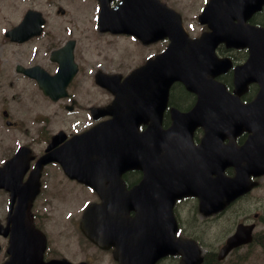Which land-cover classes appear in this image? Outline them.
I'll return each mask as SVG.
<instances>
[{"label":"water","instance_id":"obj_1","mask_svg":"<svg viewBox=\"0 0 264 264\" xmlns=\"http://www.w3.org/2000/svg\"><path fill=\"white\" fill-rule=\"evenodd\" d=\"M235 1L238 2L236 4L237 18L243 13L248 15L247 13L259 9L264 3V0ZM243 1L244 3H242ZM243 19L241 18V20ZM43 23L44 20L41 13L29 11L23 22L11 31L9 35L14 39H29L41 33ZM154 25L157 26V32L161 33V35L165 33L166 29L172 34V81L177 79L182 80L190 90L200 94V103L194 111L196 119L200 120L203 117L204 114L200 110L204 108L206 101H209L210 104L220 101L219 108L221 114L217 117L215 123L220 126L221 135L227 133L235 134L244 128L252 131L246 144L238 149L234 155L230 153L224 154L225 150L221 148L222 156L219 160L220 164L218 166L214 165V171L222 174L220 183L218 179L213 183H219L218 192L208 190L207 194L203 196L204 192L200 193L201 190L195 191L201 199L200 210L205 214H210L223 209L227 203L249 191L254 185L250 182L251 174L260 175L263 173L259 170V167H264V90L253 103L243 104L237 97L226 93L223 87L219 86L220 91L218 88H213V83L208 79V75H212L218 71L206 67L199 68L201 66L198 59L199 40H190L183 33L181 23H175L173 18L169 20L166 11H157V17L154 20H141L140 27L136 28V30L150 28ZM235 28L239 46H249L253 52H264L263 28L246 26L242 21L235 25ZM242 69L245 70L241 73L242 75L246 78L255 79V76L250 73L252 69L250 61ZM138 76H141V78L136 88L137 99L135 104L139 105L143 103L150 109L157 108L159 112L146 114L141 109L136 110L133 115V120L135 119L136 122L129 129L136 131L135 127H137L139 121L142 119H150L152 125L142 136L145 140L141 142L138 133H136L134 141L131 138L123 137L119 147L121 149L120 156L124 160L125 167L134 165L136 168H141L138 165L141 161L145 160L144 157H147L151 159V162L156 163L158 170H161L165 167L166 158H168L171 151V145L160 137V134L165 133L160 129V121L169 90V86L161 83V79L164 77L159 73L151 71L150 66L143 68L137 73H133L129 80L131 90L125 95H120L117 108L126 107L129 110L127 119L131 122L134 108L128 105V99L136 87V81L133 78ZM204 87L206 88L204 89ZM232 109L235 113H230ZM181 130V123L176 122L174 131ZM102 132V128L93 130L95 134H101ZM78 141L84 143L85 138ZM126 141H128L127 144ZM99 146L100 143L94 142L92 148L95 149ZM230 165L236 167L237 175L235 178L226 181L224 179L223 168ZM145 182L149 183V179ZM151 182H156V191L154 201L151 203L153 205L152 208H154L151 210V213L155 217L150 231L141 230L139 227L132 225L126 227L123 236L125 241L135 243L141 240L152 241L149 244L138 243V246L129 254L126 264H153L160 257L169 253H181L184 258L182 264L202 263V249L194 241L176 238L177 226L173 217L172 207L176 198L182 197L185 194L177 193L173 190H165L164 186L160 185L156 180H152ZM161 182L165 183V176H163ZM200 182L205 183V188L211 185V180L205 178L203 175L200 177ZM235 186L239 187V190L236 191ZM190 188L192 189V187ZM140 231L143 233H139ZM247 235L248 231L240 228L235 237L229 239L221 248L218 254L219 260L224 259L233 248L251 241L252 237L249 235L247 239L237 242V237H246ZM14 246L16 250L15 254L13 253L12 258L4 264H37L31 251L27 248L28 243L21 236L14 237Z\"/></svg>","mask_w":264,"mask_h":264},{"label":"flooded vegetation","instance_id":"obj_2","mask_svg":"<svg viewBox=\"0 0 264 264\" xmlns=\"http://www.w3.org/2000/svg\"><path fill=\"white\" fill-rule=\"evenodd\" d=\"M119 1L112 0V4L115 5ZM62 32L74 34L75 20H68ZM71 38L75 37H67L48 52L46 46L42 44L39 52L34 54H28L25 47H22L23 43L12 44L14 45L13 51L5 52L6 63L0 64V167L13 157L17 148H29L30 157H27L28 167L23 178L24 182L30 178L37 161L46 153V149L52 144L56 135L63 132L64 137L63 141L55 140V149L75 135L92 127L84 120L86 115L83 114L87 108L90 113L89 103L92 101L88 91H91L92 84L91 78L86 74L85 56L78 48V39L75 38L73 57L77 63V73L67 87V95L54 100L45 95L36 83L21 71L22 67L38 63L50 74H55L59 69V64L52 60L51 51L59 49ZM222 53L230 55L226 49H222ZM29 57L38 61L31 63L27 60ZM105 71L111 70L105 69ZM33 83L41 91L38 93L42 102L41 106L35 103L32 92ZM253 88L248 96H252L255 91ZM191 100L194 101L193 97ZM200 134L201 131L198 132L196 141L200 139ZM21 161L24 162V160ZM134 168V165H130L121 170L120 179L116 175L118 168L115 171L108 169L105 173H96L95 176L117 178L118 185L120 183L129 190L139 185L143 178V173ZM86 170L87 173L90 172V167ZM104 186L112 187V183L107 181ZM13 196L12 191L0 189V226L2 229L0 264L10 257L9 247L12 235L9 230L11 228L9 216ZM101 202L99 194L91 186L70 178L59 162L44 166L41 188L36 195L31 212L36 226L46 234L45 264H120L116 258L117 247L115 245L100 246L90 240L82 230V220L88 206ZM97 208L108 209L104 206H97ZM113 211L118 210L113 208ZM131 213L130 216L134 217L133 211ZM157 264H169V258L162 259Z\"/></svg>","mask_w":264,"mask_h":264},{"label":"rangeland","instance_id":"obj_3","mask_svg":"<svg viewBox=\"0 0 264 264\" xmlns=\"http://www.w3.org/2000/svg\"><path fill=\"white\" fill-rule=\"evenodd\" d=\"M199 6L192 12L188 13L183 12L188 16V22H194L193 18L198 14L199 8L203 5V0H197ZM168 3L174 7H179L182 5H187L190 0H167ZM68 5H72L71 0H0V49L7 50L9 46L8 43L2 41L4 28H9L17 24L23 17L24 13L28 9H37L43 12V14L51 18V24L49 30H55L57 25L54 24V21L57 19L55 11L58 6H63L66 9L68 8V13L73 14V19L77 20L78 24V33L80 35V45L87 48L96 47V54L102 53L103 56H90L87 54V59L85 63V68L87 70V75H89L90 69H94L98 64L102 63L109 69H113L114 65L117 62H123V48L116 44L114 48L107 49L106 41L99 37V35L94 31V22L92 20L93 12L85 14L83 16H78ZM181 8V7H180ZM93 9V6H92ZM197 27V26H196ZM200 27H197L196 32L200 30ZM195 33V32H194ZM123 40H128L126 38H121ZM40 41L30 42L26 44L25 50L28 54L32 53L31 48L33 46L39 45ZM164 44H157L154 48H150L148 54H153L158 52ZM28 49V50H27ZM13 48L8 47V52L12 51ZM95 51H93L94 53ZM146 55V56H147ZM104 58L106 61H104ZM30 60V57L27 58ZM124 71V70H120ZM35 91V89H33ZM103 99H94L92 104L102 103ZM262 185L256 189L248 197L237 202L229 211L224 214L222 217L217 219H212L206 221L198 229H195L193 232L195 234L202 235L200 242L202 244L204 252H217L221 244L226 240L227 236L234 230V221L235 217L242 220V216L246 215L249 218L253 217L258 213L260 216H264V178L261 180ZM87 192V190H83ZM188 205L193 206L194 210L195 203L187 202ZM183 216H189L188 210H186ZM199 215V214H198ZM218 222L217 224H213ZM256 234L258 237L264 236V220H256ZM248 255L247 258L245 256ZM173 260L169 261V264H172ZM178 264V262H177ZM221 264H264V245L260 243H254L251 246V249L248 247H243L236 252L228 256V258L221 262Z\"/></svg>","mask_w":264,"mask_h":264},{"label":"trees","instance_id":"obj_4","mask_svg":"<svg viewBox=\"0 0 264 264\" xmlns=\"http://www.w3.org/2000/svg\"><path fill=\"white\" fill-rule=\"evenodd\" d=\"M179 96V100L178 101H175L176 102V104L177 105H179V106H181V102H187V101H189L190 100V98H188V94H187V92L186 91H184L183 89H182V93L180 94V95H175V97H178ZM204 264H219V262L217 261V258H216V255H215V253H213V252H208L207 254H206V259H205V262H204Z\"/></svg>","mask_w":264,"mask_h":264},{"label":"bare ground","instance_id":"obj_5","mask_svg":"<svg viewBox=\"0 0 264 264\" xmlns=\"http://www.w3.org/2000/svg\"><path fill=\"white\" fill-rule=\"evenodd\" d=\"M28 50V49H27ZM28 78V77H27ZM128 141H126V144H127Z\"/></svg>","mask_w":264,"mask_h":264}]
</instances>
